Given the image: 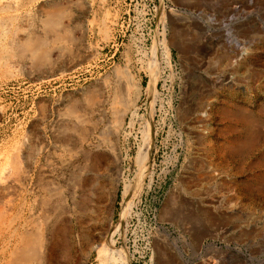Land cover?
<instances>
[{
    "label": "rangeland",
    "instance_id": "obj_1",
    "mask_svg": "<svg viewBox=\"0 0 264 264\" xmlns=\"http://www.w3.org/2000/svg\"><path fill=\"white\" fill-rule=\"evenodd\" d=\"M19 1L0 0V176L19 182L0 264H142L146 245L153 264H264V0ZM164 38L183 152L154 114Z\"/></svg>",
    "mask_w": 264,
    "mask_h": 264
},
{
    "label": "bare ground",
    "instance_id": "obj_2",
    "mask_svg": "<svg viewBox=\"0 0 264 264\" xmlns=\"http://www.w3.org/2000/svg\"><path fill=\"white\" fill-rule=\"evenodd\" d=\"M9 1H11V0H9ZM19 1V0H18ZM15 2V1H14ZM20 2V1H19ZM18 3V2H17ZM2 5H4L3 4V2L1 3ZM8 4V3H7ZM12 4H13V1H12ZM42 4V3H41ZM14 5L15 6H17V4H16V2L14 3ZM6 6V5H5ZM0 7L2 8V6L0 5ZM8 7V6H7ZM0 8V9H1ZM4 8V7H3ZM2 8V9H3ZM15 8V7H14ZM7 9H9V7L7 8ZM12 10V9H11ZM3 12H4V10H2ZM5 11H6V9H5ZM8 11V10H7ZM1 12V11H0ZM167 13V12H166ZM164 11L162 12V20H163V22L168 18V14H166ZM31 14V13H30ZM29 16V15H28ZM31 16V15H30ZM26 17V16H25ZM6 19V18H5ZM29 19H30V17H29ZM30 21V20H29ZM9 22V21H8ZM15 22V21H14ZM24 22V21H23ZM32 22V21H31ZM29 23H27V25H28ZM35 24V23H34ZM2 25V24H1ZM25 27V26H24ZM30 27V26H29ZM28 27V28H29ZM44 28V27H43ZM51 28V27H50ZM27 29V28H26ZM30 29V28H29ZM29 29H27V30H29ZM21 31V30H20ZM24 31V30H23ZM26 31V30H25ZM25 31L23 32V33H25ZM29 32V31H28ZM27 32V33H28ZM32 32V31H31ZM20 33V32H19ZM56 33V32H55ZM27 35V34H26ZM56 36V35H55ZM46 40V39H45ZM167 40H165V38H164V40L163 41H161V45L164 47V51H165V53H166V57L169 59L170 57H171V48H170V45L171 44H169V43H167L166 42ZM1 47V46H0ZM241 49V52L239 53V55H238V60H242L244 57H245V55H246V53H247V50H246V48H244V47H242V48H240ZM29 52V51H28ZM2 53V52H1ZM28 54V53H27ZM28 55H32V54H28ZM27 55V56H28ZM32 57H33V55H32ZM31 57V58H32ZM28 58V57H27ZM35 58V57H34ZM237 59V58H236ZM235 59V60H236ZM47 60V59H46ZM31 61H33V60H31ZM30 61V62H31ZM237 62V61H236ZM28 64V63H27ZM235 74H233V73H231V74H229V76H228V82L229 83H234V80H235ZM221 81V80H220ZM154 86H155V84H154V82L153 81H151V83H150V89L151 90H153L154 91ZM243 87V86H242ZM120 96V95H119ZM154 96V95H153ZM156 96V95H155ZM100 106V105H99ZM104 110V109H103ZM201 116H203V117H206L208 114H207V112L206 111H204V112H202L201 114H200ZM101 122V121H100ZM199 126V125H198ZM198 128V127H197ZM199 129V128H198ZM202 129V128H201ZM204 129V128H203ZM206 129V128H205ZM201 131V130H200ZM28 147V146H27ZM21 148V147H20ZM25 148V147H24ZM28 149V148H27ZM27 149H25V151L27 150ZM22 150V149H21ZM23 151V150H22ZM28 151V150H27ZM150 151V147L148 146V144L147 143H145L141 148H140V150H139V152H138V155H137V164L139 165V169H140V174H139V176H138V180H137V182H135V183H129V184H126V186H124L125 188H123V190L124 191H122L123 192V203H122V213H124V214H129L130 213V211H131V209H132V207L135 205V203H136V201L138 200V196H139V193L143 190V187H144V182H145V178H146V170H147V158H148V152ZM8 152V151H7ZM15 152L16 151H14V154H15ZM10 154V153H9ZM13 155V154H12ZM18 155H19V153H18ZM29 155V154H28ZM31 155V154H30ZM33 155V154H32ZM6 156V155H5ZM2 158H6V157H3V156H1ZM10 157V156H9ZM25 157V156H24ZM29 157V156H28ZM7 158H8V155H7ZM14 158H15V156H14ZM19 158V157H18ZM22 158V157H21ZM7 160V159H6ZM11 160H13V159H11ZM18 160V159H17ZM33 160V159H32ZM3 160H1V162H2ZM9 161V160H8ZM15 161V160H14ZM24 161V160H23ZM5 162V161H4ZM12 163V162H11ZM14 163V162H13ZM17 163V162H16ZM20 162H18L17 164H19ZM21 163H22V160H21ZM7 164H8V162H7ZM10 164V163H9ZM8 164V165H9ZM15 164V163H14ZM4 165V164H3ZM12 165V164H11ZM31 165V164H30ZM10 166V165H9ZM15 166V165H14ZM0 167H2V166H0ZM12 169H13V171H15V170H17L18 169V167H16L17 169H14L13 167H11ZM10 167H6L4 170H3V172H2V174H1V176H0V193H2V196H1V199L3 198V197H6L7 195H8V190H9V187L10 186H12L13 184H18L19 182H16V181H18V180H13V172H12V169H11ZM3 169V168H2ZM20 169H22L21 167H20ZM24 169H25V167H24ZM23 169V170H24ZM138 169V168H137ZM138 169V170H139ZM28 170V169H27ZM18 171V170H17ZM22 171V170H21ZM26 171V170H25ZM29 171V170H28ZM27 172V171H26ZM139 172V171H138ZM20 174V173H19ZM16 177V176H15ZM20 177V176H19ZM18 177V178H19ZM17 179V178H16ZM19 179H21V177L19 178ZM26 179V178H25ZM28 180V179H27ZM21 181V180H20ZM22 183V182H21ZM14 191V190H13ZM19 193H20V190H19ZM46 193V192H45ZM54 195V194H53ZM92 196V195H91ZM52 197V196H51ZM58 199V198H57ZM5 200V199H4ZM10 201V200H9ZM18 201V200H17ZM3 202V201H2ZM19 202V201H18ZM43 203V202H42ZM15 204V203H14ZM20 204V203H19ZM6 205V204H5ZM10 205V204H9ZM43 205H45L46 207L47 206H49V205H47V204H43ZM232 205V204H231ZM235 204H233V206H234ZM2 206V205H1ZM51 206V205H50ZM49 206V207H50ZM53 207V206H52ZM6 208V207H5ZM5 208H3V209H5ZM10 208H11V206H10ZM9 208V209H10ZM15 208V207H14ZM228 208V207H227ZM230 208V207H229ZM235 208V207H234ZM3 209H0V216H1V214L3 215L4 213H2V210ZM35 209V208H34ZM230 209H232V208H230ZM6 210V209H5ZM5 210H3V212L5 211ZM7 210H8V208H7ZM16 210V209H15ZM84 211V210H83ZM40 212V211H39ZM43 212V211H42ZM41 212V213H42ZM8 213H10L11 214V212L10 211H8ZM48 213V212H47ZM12 215V214H11ZM14 215V214H13ZM6 216H9V215H6ZM10 217H12V216H10ZM23 218V217H22ZM5 219V218H4ZM8 219V218H7ZM7 219H5V220H7ZM10 219V218H9ZM5 220H3V221H5ZM2 221V219L0 220V222ZM16 222V221H15ZM41 222V221H40ZM2 223V222H1ZM19 224V223H18ZM23 225V224H22ZM25 225V224H24ZM40 225V224H39ZM252 225V224H251ZM17 226V225H16ZM27 226V225H26ZM44 226V225H43ZM4 227V226H3ZM46 227H47V225H46ZM5 228V227H4ZM17 228V227H16ZM19 228H21V227H19ZM18 228V229H19ZM26 228V227H25ZM30 228V227H29ZM34 228H36V227H34ZM41 228V227H40ZM46 229V228H45ZM44 229V230H45ZM23 230V229H22ZM2 231V230H1ZM0 231V232H1ZM20 231V230H19ZM45 231H47V230H45ZM11 232V231H10ZM9 232V233H10ZM23 232V231H22ZM26 232H28V231H26ZM14 233H16V232H14ZM18 233H20V232H18ZM11 234V233H10ZM13 235V234H12ZM114 235V234H113ZM1 236V235H0ZM3 236V235H2ZM2 236L0 237V238H2ZM11 236V235H10ZM6 237V236H5ZM4 237V238H5ZM7 237H9V236H7ZM13 237V236H12ZM21 237V236H20ZM14 238V237H13ZM19 238V237H18ZM109 238V237H108ZM11 239V238H10ZM9 239V240H10ZM16 239H17V237H16ZM1 240V239H0ZM2 240H3V238H2ZM5 240H7V239H5ZM12 240V239H11ZM13 240H15V239H13ZM19 240V239H18ZM40 240V239H39ZM17 241V240H16ZM22 241V240H21ZM4 242V240L2 241V243ZM5 242H8V241H5ZM4 242V243H5ZM24 242V241H23ZM22 242V243H23ZM9 243V242H8ZM14 243V242H13ZM16 243V242H15ZM18 243V242H17ZM19 243H21V242H19ZM11 244V243H10ZM40 244V243H39ZM107 244V246L105 247V245ZM114 244V243H113ZM1 245V244H0ZM7 245H9V244H7ZM19 245V244H18ZM108 245H112V240L111 239H108V241H107V243L105 242V244L103 243L101 246L102 247H99L98 248V250L100 249V251H102V250H104V249H108L109 248V246ZM6 246V245H5ZM19 246H22L23 247V245H19ZM27 246V245H26ZM115 246V245H114ZM3 247V246H2ZM6 248V247H5ZM12 248V247H11ZM18 247H16L15 248V250L17 249ZM0 249H2V248H0ZM14 249V248H13ZM12 249V250H13ZM19 249V248H18ZM20 249L22 250V248L20 247ZM3 250V249H2ZM14 250V251H15ZM111 253H115L116 254V252H115V249L113 248V247H111ZM109 250V251H110ZM1 251V250H0ZM17 251V250H16ZM24 251H25V249H24ZM109 251H108V253H109ZM19 252V251H18ZM4 253V252H3ZM11 253V252H10ZM13 253V252H12ZM2 254V253H1ZM5 254V253H4ZM110 254V253H109ZM114 255V254H113ZM1 256V255H0ZM7 256H8V254H7ZM12 256V255H11ZM118 257H119V259L122 261V264H128V263H126L124 260H123V258H122V256H119V255H117ZM20 257H22V256H20ZM108 257V256H107ZM115 257V256H114ZM7 258V257H6ZM5 259V258H4ZM0 260H1V258H0ZM12 260V259H11ZM14 260V259H13ZM12 260V261H13ZM120 261V262H121ZM4 262V261H3ZM2 262V263H3ZM18 262H20V261H18ZM1 263V262H0ZM16 262H14L13 264H15ZM30 263V262H29ZM115 263V262H114ZM7 264V263H6ZM9 264V263H8ZM12 264V263H11Z\"/></svg>",
    "mask_w": 264,
    "mask_h": 264
},
{
    "label": "built area",
    "instance_id": "obj_3",
    "mask_svg": "<svg viewBox=\"0 0 264 264\" xmlns=\"http://www.w3.org/2000/svg\"><path fill=\"white\" fill-rule=\"evenodd\" d=\"M157 63L159 69V80L156 85V100L154 103L155 118L162 113L165 114L166 120L163 125L171 136L176 141V150L183 152L185 143L181 130L177 127V120L179 116L178 107L175 105V84L179 75L178 63L174 60L171 51V57L168 59L166 54L162 52ZM177 163V160L175 161ZM207 247V244H206ZM142 264H153V251L148 245L144 247V251L140 256Z\"/></svg>",
    "mask_w": 264,
    "mask_h": 264
}]
</instances>
